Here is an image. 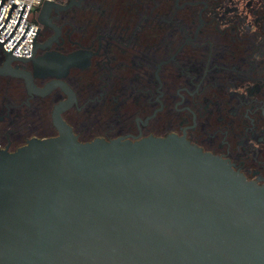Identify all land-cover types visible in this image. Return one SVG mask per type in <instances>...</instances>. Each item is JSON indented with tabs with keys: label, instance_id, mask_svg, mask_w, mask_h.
I'll list each match as a JSON object with an SVG mask.
<instances>
[{
	"label": "flooded vegetation",
	"instance_id": "af4514ba",
	"mask_svg": "<svg viewBox=\"0 0 264 264\" xmlns=\"http://www.w3.org/2000/svg\"><path fill=\"white\" fill-rule=\"evenodd\" d=\"M39 12L32 59L11 66L52 87L0 73V147L58 135L63 83L74 101L60 116L80 142L175 135L264 185V0H52Z\"/></svg>",
	"mask_w": 264,
	"mask_h": 264
},
{
	"label": "water",
	"instance_id": "95a60500",
	"mask_svg": "<svg viewBox=\"0 0 264 264\" xmlns=\"http://www.w3.org/2000/svg\"><path fill=\"white\" fill-rule=\"evenodd\" d=\"M24 7L0 73L44 94L52 85L11 66L32 59L36 33L31 57L12 55L29 25L3 47ZM57 85L58 135L0 147V264H264V185L175 135L80 142L60 116L73 93Z\"/></svg>",
	"mask_w": 264,
	"mask_h": 264
},
{
	"label": "built area",
	"instance_id": "2783aa9c",
	"mask_svg": "<svg viewBox=\"0 0 264 264\" xmlns=\"http://www.w3.org/2000/svg\"><path fill=\"white\" fill-rule=\"evenodd\" d=\"M44 1L47 0H4L0 8V28L6 21L11 5L16 4V8H12L7 23L0 31V42H3L15 27L17 19L20 15L23 5H25L21 17L14 32L3 44L6 51H10L19 38L22 36L27 25L28 29L17 45L14 47L12 55L20 57H29L32 51V39L37 30V23L34 12L37 11ZM1 3V0H0ZM35 40V39H34Z\"/></svg>",
	"mask_w": 264,
	"mask_h": 264
},
{
	"label": "trees",
	"instance_id": "16d2710c",
	"mask_svg": "<svg viewBox=\"0 0 264 264\" xmlns=\"http://www.w3.org/2000/svg\"><path fill=\"white\" fill-rule=\"evenodd\" d=\"M22 126L23 125L21 123H19V124L14 125L13 129L16 130V129L21 128Z\"/></svg>",
	"mask_w": 264,
	"mask_h": 264
}]
</instances>
